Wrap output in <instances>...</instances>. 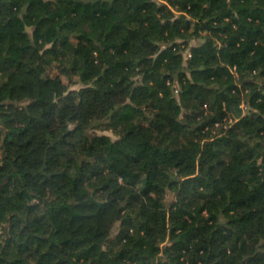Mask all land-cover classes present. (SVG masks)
Masks as SVG:
<instances>
[{"label": "trees", "instance_id": "16d2710c", "mask_svg": "<svg viewBox=\"0 0 264 264\" xmlns=\"http://www.w3.org/2000/svg\"><path fill=\"white\" fill-rule=\"evenodd\" d=\"M0 264H264V0H0Z\"/></svg>", "mask_w": 264, "mask_h": 264}, {"label": "rangeland", "instance_id": "374dc122", "mask_svg": "<svg viewBox=\"0 0 264 264\" xmlns=\"http://www.w3.org/2000/svg\"><path fill=\"white\" fill-rule=\"evenodd\" d=\"M196 43L198 42V41H195ZM53 72H54V74H56V73H58L59 74V72H58V70H56V69H53ZM63 77V80L66 82V83H69L70 81H69V78L67 77V76H62ZM78 80V77H74L73 78V81H72V83H73V88H79L80 86H81V84H76L75 82ZM107 133H112V132H107Z\"/></svg>", "mask_w": 264, "mask_h": 264}]
</instances>
